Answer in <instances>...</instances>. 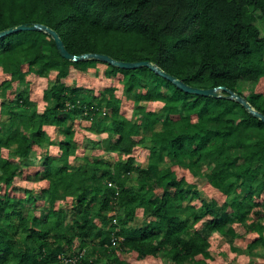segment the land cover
Masks as SVG:
<instances>
[{"label": "trees", "instance_id": "obj_1", "mask_svg": "<svg viewBox=\"0 0 264 264\" xmlns=\"http://www.w3.org/2000/svg\"><path fill=\"white\" fill-rule=\"evenodd\" d=\"M259 15L264 0H0V31L42 22L74 54L149 60L193 86L225 85L264 113ZM91 68L104 80L119 78L121 93L115 84L96 94L69 82ZM0 73V264H134L124 255L143 260L163 249L177 264L202 262L193 204L201 190L180 167L233 197L224 215L201 198L213 227L263 216L264 121L227 91L188 92L146 65L69 59L40 29L0 37ZM33 74H54L42 112L31 98ZM128 106L136 113L129 116ZM51 127L63 137L52 140ZM106 128L96 145L107 154L79 151V131ZM139 146L148 149L144 164ZM35 148L39 164L31 162ZM18 178L32 186H18ZM256 224L252 244L264 249V224ZM227 231L236 233L232 225ZM114 236L122 237L117 245Z\"/></svg>", "mask_w": 264, "mask_h": 264}, {"label": "rangeland", "instance_id": "obj_2", "mask_svg": "<svg viewBox=\"0 0 264 264\" xmlns=\"http://www.w3.org/2000/svg\"><path fill=\"white\" fill-rule=\"evenodd\" d=\"M258 24L262 33H264V18L259 15L258 16ZM95 69L91 68L89 71L83 74H76L69 78V82L71 80V84H74L72 80H76L83 88H93L95 93L98 94L100 90H102L108 84L118 85L119 90L117 93H121V86L119 84V78H109L104 80L101 76L95 73ZM54 74L51 77H39L35 74L31 75L28 80L32 82V100L36 102V107L38 111L42 112L45 108L46 102L43 99V89L47 85L48 81L51 82ZM6 75L0 73V81L5 78ZM17 86L18 84L15 83ZM241 90L244 93H249L251 90V85L244 84L241 86ZM258 90L264 91V78L260 81L258 86ZM126 98V97H125ZM1 102V98H0ZM157 106V104H153ZM126 112L129 116L133 113H136V110L130 106L126 107ZM26 125L24 124L23 129H25ZM58 129L56 127H51L49 130L50 138L58 139ZM107 136V128L102 132H93V131H84L81 130L77 133V138L79 144V151L84 149L89 154H98L103 156L108 153L105 146H97L96 142L102 140ZM58 147L51 146V151H55ZM137 162L140 164H144L146 157L148 155V149L144 146H139L137 148ZM40 151L35 148L32 151V164H39V156ZM179 168V167H178ZM179 175H185L186 179L189 182L195 183L196 187L201 190V196L210 201L213 200L214 210L218 211L219 215H224L227 204L224 203L225 200L231 202L233 197L230 196L225 199V196L219 192L218 188L214 184H212L208 179L203 176H194L188 168L180 167L178 169ZM18 186L20 184H26L28 186H32V183L27 181L26 178H18L17 180ZM194 198L193 204L196 205L195 216H198L200 221L195 226V230L198 228V233L201 235V243L203 245V251L197 255V260H201L203 264H264V249L261 247H253L252 241L257 236V226L256 223L264 224V214L257 221L253 222L252 220L255 217L251 216L246 221H241V219L234 218L232 222L227 223L224 227V231L213 227L215 223L214 214L207 212L206 207L204 206L201 198ZM41 202V201H40ZM264 207V204H263ZM143 220H145V216L142 209L138 210V215L136 218V222L138 224H142ZM232 225L235 228V234L229 233L228 227ZM194 230V231H195ZM167 248V247H166ZM124 255V254H123ZM124 257L128 258L134 264H177L173 262L169 256H167L165 249H163L158 257L146 258L143 260H137L132 258L130 255H124ZM199 261H196L195 258L187 259L182 264H200Z\"/></svg>", "mask_w": 264, "mask_h": 264}, {"label": "water", "instance_id": "obj_3", "mask_svg": "<svg viewBox=\"0 0 264 264\" xmlns=\"http://www.w3.org/2000/svg\"><path fill=\"white\" fill-rule=\"evenodd\" d=\"M23 29H40L48 32L56 41L57 48L59 49L60 53L65 56L66 58L73 59V60H80V59H87V58H98L102 60H107L117 66L120 67H127V68H136L143 65L151 67L154 71L157 73L167 77L168 79L172 80L175 84H177L180 88H182L185 91L202 94V95H213V96H221L225 95L222 93L223 90L227 91V96L235 98L242 102L250 111H252L255 115L260 117L264 121V113L254 108L250 102L247 100L245 96L242 94L234 91L231 88H228L227 86H215V87H198L193 86L188 83H186L184 80L174 76L173 74H170L169 72L162 69L158 64L153 63L149 60H138V61H125V60H118L110 56L106 53H100V52H86L82 54H74L70 52L63 39L61 38L60 34L55 30L54 28L48 26L47 24H44L42 22H35L32 24L28 23H21L12 27H9L7 29L0 31V37L4 36L8 33L23 30Z\"/></svg>", "mask_w": 264, "mask_h": 264}, {"label": "built area", "instance_id": "obj_4", "mask_svg": "<svg viewBox=\"0 0 264 264\" xmlns=\"http://www.w3.org/2000/svg\"><path fill=\"white\" fill-rule=\"evenodd\" d=\"M110 186L114 185V183L112 181H109L108 183ZM114 222H117V218H114L113 219ZM122 240V237L121 236H114L112 238V245H117L120 241ZM82 253H84V251H82ZM63 261H66V258H63Z\"/></svg>", "mask_w": 264, "mask_h": 264}]
</instances>
